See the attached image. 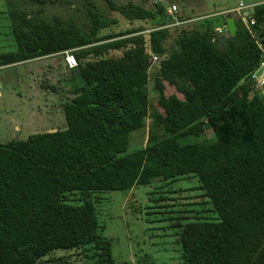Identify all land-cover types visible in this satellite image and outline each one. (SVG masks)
<instances>
[{
  "label": "trees",
  "instance_id": "16d2710c",
  "mask_svg": "<svg viewBox=\"0 0 264 264\" xmlns=\"http://www.w3.org/2000/svg\"><path fill=\"white\" fill-rule=\"evenodd\" d=\"M106 2L128 21L149 20L148 39L136 28L121 38L99 34L116 19L92 0L87 31L13 13L17 50L0 64L72 50L84 83L72 77V97L61 104L64 129L0 143V264H39L53 250L78 247L113 264L87 197L187 175L198 179L214 215L172 224L184 263L264 264V98L251 81L264 2L253 6L252 32L229 31L218 45L209 19H201L198 28L180 27L168 49L163 6ZM110 50L122 54L107 57ZM150 53L160 56L153 84L163 134L128 151L148 111ZM165 82L182 97L164 94ZM205 128L211 138H200Z\"/></svg>",
  "mask_w": 264,
  "mask_h": 264
},
{
  "label": "rangeland",
  "instance_id": "374dc122",
  "mask_svg": "<svg viewBox=\"0 0 264 264\" xmlns=\"http://www.w3.org/2000/svg\"><path fill=\"white\" fill-rule=\"evenodd\" d=\"M103 10V14L116 19L99 34H123L131 28L140 29L146 40L153 28L149 20L128 21L116 11L110 10L106 0H92ZM122 4L134 2L143 7L156 10L163 6L169 37L166 48L174 43L180 27L198 28L201 19H209L218 45L224 44L229 36L223 23L221 10L235 8L240 2L255 6L264 0H168L175 4L177 11L166 13V7L160 0H114ZM203 4L205 8L202 10ZM87 0H0V60L10 52L17 50L12 34V21L26 14L34 24L43 19L54 23L55 17L63 23H74L80 30L87 31L89 18L86 15ZM234 15L236 29L244 24L238 15ZM16 17V18H15ZM242 23V24H241ZM241 24V25H240ZM245 27V26H244ZM128 36L120 35L117 38ZM35 51V50H34ZM72 52V50H65ZM122 50H110L107 57H118ZM51 55V54H50ZM34 56L24 61L0 64V143L11 140H24L28 135L46 132L49 127L44 123L42 112L46 106L50 110L58 109L66 99L72 97L71 85L63 83L64 51L58 55ZM158 65V64H157ZM157 65L148 67L146 84L148 111L143 118V126L132 131L129 137L128 151L142 148L151 135L160 136L162 132L163 109L157 104L153 77ZM54 93L51 97L48 94ZM182 95L167 82L164 94ZM24 102L27 111L22 109ZM40 110V111H39ZM42 113V114H41ZM57 116L56 125L65 128L64 117ZM64 124V126H62ZM54 129V128H53ZM48 132V131H47ZM212 132L205 128L200 138H211ZM198 179L194 176H182L174 182L155 179L150 185L133 186L126 190L92 192L87 198L93 203L100 234L110 245L113 264H185L180 257L177 240L178 229L173 223H181L196 216H213L211 205L206 204ZM199 211H202L199 213ZM185 218V219H183ZM96 251H85L82 247L53 250L40 258L39 264H101Z\"/></svg>",
  "mask_w": 264,
  "mask_h": 264
},
{
  "label": "built area",
  "instance_id": "2783aa9c",
  "mask_svg": "<svg viewBox=\"0 0 264 264\" xmlns=\"http://www.w3.org/2000/svg\"><path fill=\"white\" fill-rule=\"evenodd\" d=\"M160 1L165 5L167 14H173L177 11V7L175 4H170L168 0ZM228 11L236 13L240 21L244 24L245 28L249 32H252L251 26L254 24L253 6L245 5L240 2L235 8H232ZM255 42L258 49L260 50L261 59L251 75V81L254 88L264 98V42L259 39H256ZM159 60L160 56L154 53H150V65H157L159 63ZM64 63L70 69L77 66L76 58L72 52L64 51Z\"/></svg>",
  "mask_w": 264,
  "mask_h": 264
},
{
  "label": "crops",
  "instance_id": "0c3cea01",
  "mask_svg": "<svg viewBox=\"0 0 264 264\" xmlns=\"http://www.w3.org/2000/svg\"><path fill=\"white\" fill-rule=\"evenodd\" d=\"M204 5L205 4H203L202 10L205 8ZM228 10H230V9L221 10V11L218 12L220 15H223V18H222L223 19V23H221V25H219V26L217 25V27H215V29H218L220 26H223V25L228 28V26H227V20L229 18L232 19V23L234 25V29H236V23H235V19H234L235 17H233V16L226 17L224 15L226 12H229ZM58 54H60V52L51 54L48 57H52V55H58ZM73 76H75V78L77 76L76 73H75V71L73 70V68L72 69H70V68L65 69L64 70V78H63L64 80H63V83L66 84V85H68V86L71 85L72 77ZM0 88H1V84H0ZM0 93H1V90H0ZM52 95H54V93H51V94L49 93L47 97H51ZM21 105H24V106H22L23 107L22 112L23 111H27L26 110V107H28L29 105L27 104L28 105L27 106L24 102H21ZM40 112L43 113V115H40V117H43L44 118L43 119V120H45L44 123H47L48 125L52 126V127H49L47 129V131L52 130L53 128L54 129H59V127H61L60 125H56V121H57V116L58 115H59L60 119L63 120V118H62L63 113H62V110H61V105H59L58 109H55V110H50L46 106V108L43 111H40ZM64 123H65V121H64ZM62 126H64V124Z\"/></svg>",
  "mask_w": 264,
  "mask_h": 264
},
{
  "label": "water",
  "instance_id": "95a60500",
  "mask_svg": "<svg viewBox=\"0 0 264 264\" xmlns=\"http://www.w3.org/2000/svg\"><path fill=\"white\" fill-rule=\"evenodd\" d=\"M227 26H228V30H229L231 33H233V32L235 31V29H234V25H233V23H232V19H231V18H229V19L227 20ZM75 81H76V83H77L78 85H82V84L84 83V80H83V78H82L81 75H77L76 78H75ZM55 130H56V129H52V130H49L48 132H54Z\"/></svg>",
  "mask_w": 264,
  "mask_h": 264
}]
</instances>
